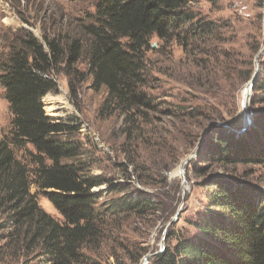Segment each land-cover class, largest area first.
Returning a JSON list of instances; mask_svg holds the SVG:
<instances>
[{
	"label": "rangeland",
	"instance_id": "rangeland-1",
	"mask_svg": "<svg viewBox=\"0 0 264 264\" xmlns=\"http://www.w3.org/2000/svg\"><path fill=\"white\" fill-rule=\"evenodd\" d=\"M188 1L186 10L198 20L211 22L214 34L199 43L179 34L165 43L152 38L151 51L145 53L143 90L159 106L146 113L142 125L133 116L103 111L107 91L93 89L85 61L77 65L86 73L85 81L71 86L64 74H54L58 93H51L49 101L43 99L49 118L79 129L62 137L78 140L87 154L93 152L90 146L95 147L88 176L103 182L92 191L101 196L95 210L100 214L102 237L83 250L81 264H142L145 258L151 264L164 235L165 248L175 246L180 237H197L192 224L210 216L206 184L211 182L249 188L264 200V165H228L207 151L216 144L217 129L245 128L247 88L257 57L259 65L264 61V0ZM95 4L92 0H0V76L20 31L40 41L46 36H79L80 24L89 23ZM247 109L253 119L264 122V92H253ZM11 121L0 86V140L9 136ZM234 130L228 131L231 136ZM258 134L253 145L262 151L264 128ZM194 154L184 178L181 164ZM16 155L27 163L24 152L16 150ZM31 192L49 216L63 222L42 191L33 186ZM139 195L153 200L152 211L106 212V202ZM180 210L178 220L168 228ZM6 217V212L0 213V264H56L40 247L21 249L22 244L10 238L12 231L3 227Z\"/></svg>",
	"mask_w": 264,
	"mask_h": 264
},
{
	"label": "trees",
	"instance_id": "trees-1",
	"mask_svg": "<svg viewBox=\"0 0 264 264\" xmlns=\"http://www.w3.org/2000/svg\"><path fill=\"white\" fill-rule=\"evenodd\" d=\"M92 1L96 2L95 13L88 24H80L79 36H46L40 41L20 31L0 76L12 116L9 136L0 140V213L7 214L3 227L12 231L10 238L21 243V249L40 247L56 264H81L83 250L102 237L100 214L95 210L101 196L92 191L103 182L88 176L95 147L90 146L93 152L87 154L78 140L62 137L79 129L46 115L43 99L59 88L54 74H64L74 86L86 79V73L77 69L85 61L93 89L107 91L103 111L133 116L142 125L146 113L159 106L143 90L145 53L151 51L152 38L165 43L179 34L199 43L215 31L211 22L198 20L186 10L188 0ZM259 67L255 93L264 92V61ZM257 119L248 128L215 129L216 144L207 150L214 160L264 165V150L253 145L264 128V122ZM229 130H234L233 136ZM16 150L26 154L27 163L18 159ZM33 186L49 199L63 222L39 206L37 194L31 192ZM206 187L210 216L192 224L199 235L180 237L151 264H264V200L260 194L227 182H211ZM152 201L139 195L106 202V212L152 211Z\"/></svg>",
	"mask_w": 264,
	"mask_h": 264
},
{
	"label": "water",
	"instance_id": "water-1",
	"mask_svg": "<svg viewBox=\"0 0 264 264\" xmlns=\"http://www.w3.org/2000/svg\"><path fill=\"white\" fill-rule=\"evenodd\" d=\"M262 54H264V50L262 51ZM259 58L260 56L257 57L256 59V71H255V74L252 78V80L250 81L249 85H248V92L246 94V97H245V109H244V116H245V128H248L251 126V124L253 123V117L251 115L248 114V105H249V101H250V98H251V95L253 93V90H254V85H255V82H256V79L260 73V67H259ZM196 158V154L192 155L189 159L185 160L182 164H181V167H180V174L185 178V174H186V168L190 165V163ZM181 213V210L178 212L177 214V217L169 224L168 228L174 224L177 220H178V216L179 214ZM165 250V235L163 236V239H162V246L159 250V252H157V256L159 254H161L163 251ZM142 264H148V261H147V258H145L142 262Z\"/></svg>",
	"mask_w": 264,
	"mask_h": 264
},
{
	"label": "bare ground",
	"instance_id": "bare-ground-1",
	"mask_svg": "<svg viewBox=\"0 0 264 264\" xmlns=\"http://www.w3.org/2000/svg\"><path fill=\"white\" fill-rule=\"evenodd\" d=\"M51 99V95H48L44 100L49 101Z\"/></svg>",
	"mask_w": 264,
	"mask_h": 264
}]
</instances>
